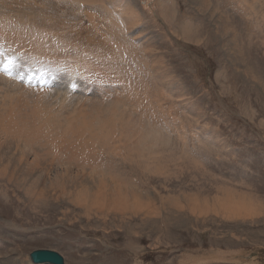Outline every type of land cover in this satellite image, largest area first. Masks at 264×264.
<instances>
[{"label":"rangeland","instance_id":"obj_1","mask_svg":"<svg viewBox=\"0 0 264 264\" xmlns=\"http://www.w3.org/2000/svg\"><path fill=\"white\" fill-rule=\"evenodd\" d=\"M5 1L0 38L67 71L0 74V264H264V0Z\"/></svg>","mask_w":264,"mask_h":264},{"label":"bare ground","instance_id":"obj_2","mask_svg":"<svg viewBox=\"0 0 264 264\" xmlns=\"http://www.w3.org/2000/svg\"><path fill=\"white\" fill-rule=\"evenodd\" d=\"M5 0H0V2H4ZM12 1V0H11ZM21 1V0H20ZM23 1V0H22ZM74 1V0H73ZM255 2H257V0H254ZM5 2H7L8 3V1H5ZM259 2V1H258ZM260 3V2H259ZM264 4V3H263ZM256 5V4H255ZM262 6V5H261ZM257 8V7H256ZM263 9V8H262ZM18 20H19V18H18ZM3 21V20H2ZM5 21V20H4ZM11 22V21H10ZM4 23V22H3ZM20 23V22H19ZM18 23V24H19ZM111 24H113V25H115V22L113 21V20H111ZM13 25V24H12ZM2 26V25H1ZM14 26V25H13ZM16 26V25H15ZM5 26L3 25L1 28H4ZM188 28V27H187ZM9 29V28H8ZM13 29H14V27H13ZM16 29V28H15ZM14 29V30H15ZM186 29V28H185ZM10 30V29H9ZM187 30V29H186ZM17 31V30H16ZM2 32H3V29H2ZM4 33V32H3ZM6 33V32H5ZM12 33V32H11ZM14 34H15V31L13 32ZM20 33V32H19ZM17 34V33H16ZM22 34V33H21ZM36 34V33H35ZM5 34H3V35H1V36H4ZM12 35V34H11ZM13 37L15 36V35H12ZM19 36H21L20 34H19ZM22 36H23V34H22ZM21 36V37H22ZM25 36H23V38H24ZM12 38V37H11ZM19 39H20V37H18ZM18 38H17V40H18ZM235 38V37H234ZM2 39H6V40H8V38H4V37H2ZM12 40H14V39H12ZM20 41V42H19ZM22 41H26V43H27V41H29L28 39H23L22 40V38L20 39V40H18V42L19 43H17L16 42V44L18 45V46H20L21 44V42ZM233 41V40H232ZM7 42V41H6ZM14 42H15V40H14ZM25 43V44H26ZM33 43V42H32ZM31 43V44H32ZM42 43V40H41V42H40V44ZM15 43H13V45H14ZM15 44V45H16ZM20 44V45H19ZM24 43H23V45L24 46H21V47H24V48H26L27 49V47H25L26 45H25ZM28 44V43H27ZM95 45H96V43H94ZM15 45H14V47H15ZM29 46V45H28ZM31 47H33L32 45H31ZM30 47V48H31ZM23 48V50H25ZM30 48H28V50L30 49ZM33 48H35V47H33ZM20 49H22V48H20ZM32 50V49H31ZM35 50V49H34ZM33 50V51H34ZM33 51H30V52H32L33 53ZM83 57V56H82ZM232 58V57H231ZM83 59V58H82ZM81 59V60H82ZM86 61V60H85ZM45 63H46V61H45ZM50 63V62H49ZM84 63V62H83ZM35 64H36V62H35ZM43 64V63H42ZM105 64V63H104ZM104 64H103V67H104ZM101 65H102V63H101ZM69 66V65H68ZM70 67V66H69ZM72 68V67H71ZM105 68V67H104ZM50 71V70H49ZM70 71H71V69H70ZM69 72V71H68ZM76 73V72H75ZM69 74H70V72H69ZM6 80V79H5ZM86 80V79H85ZM88 81V80H87ZM4 83V82H3ZM8 84V83H7ZM11 86V85H10ZM98 86V85H97ZM15 87V86H14ZM9 88V87H8ZM17 88V87H16ZM40 97H38L37 99L38 100H40L39 99ZM36 99V100H37ZM20 100H21V98H20ZM35 100V101H36ZM38 100H37V103H39L38 102ZM43 101H44V98H43ZM21 102V101H20ZM19 102V103H20ZM24 102V101H23ZM40 102H42V101H40ZM45 103V102H44ZM40 104V103H39ZM39 104L37 105V106H39ZM19 106V105H18ZM34 106H35V104H34ZM36 106V107H37ZM33 107V106H32ZM40 107H41V105H40ZM39 107V108H40ZM28 108V107H27ZM35 108V107H34ZM23 109V108H22ZM25 109V108H24ZM38 109V108H37ZM29 110L30 109H28V111H26V112H29ZM35 110V109H34ZM30 111H32V110H30ZM37 112H39V110L37 111ZM17 113V112H16ZM21 113V112H20ZM30 113V112H29ZM22 115H23V112L21 113ZM34 114H36V113H34ZM39 114V113H38ZM20 114H18V116H19ZM24 116H25V114H24ZM28 116V115H27ZM36 116H37V114H36ZM35 117V116H34ZM38 117V116H37ZM36 118V117H35ZM39 118V117H38ZM16 118H14V120H15ZM20 119V118H19ZM21 120V119H20ZM18 123H19V121H17ZM14 123H16V122H14ZM13 124V123H12ZM17 124V123H16ZM73 128V127H72ZM69 140V139H68ZM67 140V141H68ZM71 140V139H70ZM70 145V144H69ZM65 148V147H64ZM52 158V157H51ZM66 178V177H65ZM62 179V180H61ZM65 179H63V178H60L58 181H64ZM61 183V182H60ZM65 183V182H64ZM58 185H59V183H58ZM60 186V185H59ZM30 188H31V190L32 191H35V192H37V190H36V185L34 184V185H31V186H29ZM82 187V186H81ZM82 190H83V188H81ZM64 190V192L66 191V189H63ZM230 190V189H229ZM114 192V191H113ZM229 192V191H228ZM77 193H79V192H77ZM114 193H116V192H114ZM224 193H227V191H225ZM35 194V193H34ZM41 194L42 193H39V197H38V199L39 198H41ZM83 194L84 195H86L85 193H81V194H78L77 195V197L76 198H78V199H81V200H84L85 198H87V196H83ZM94 194V193H93ZM43 195V194H42ZM227 195H229V194H227ZM113 196V195H112ZM117 196L118 197H113L112 199H111V204H113V207L114 206H120V207H122V206H125V203H126V199H123L121 196H119L118 195V193H117ZM241 196V195H240ZM229 198H227V199H224V201H222V208L225 210V212H227L228 214H242L243 212H247L248 210H249V208H250V198H244V197H242L243 198V200H242V198L240 197V200H236V199H234L235 198V196H228ZM249 197V196H248ZM75 198V197H74ZM87 200V199H86ZM169 200H171V198H169ZM168 200V201H169ZM235 200V201H234ZM171 201H173V200H171ZM175 201V200H174ZM246 201H248V202H246ZM78 202H80V201H77V203ZM86 202V201H85ZM135 202H139V210L140 211H142V210H144V208L143 207H145L146 209H148L149 208V203H147L146 201H144V202H141L140 200H135ZM177 202V201H176ZM81 203V202H80ZM101 203V202H100ZM167 203H169V202H167ZM193 203V202H192ZM87 204H88V201H87ZM91 204H95V206H97L98 207V205H99V202H98V200H96V201H92V203ZM110 204V205H111ZM174 204V203H173ZM172 204V205H173ZM94 206V205H93ZM100 206V205H99ZM177 206H178V203H177ZM195 206V205H194ZM88 207V206H87ZM127 207V206H126ZM109 209H112L111 207L109 208ZM150 209V208H149ZM193 209H195V208H193ZM250 209H254V208H250ZM119 210V209H118ZM239 218V217H238ZM221 254H212L208 259L207 258H205V259H201V261H203V262H209V261H217V262H220V261H232V260H234V256H232V255H225V256H220ZM224 255V254H223ZM198 261V260H197ZM3 264V263H2Z\"/></svg>","mask_w":264,"mask_h":264},{"label":"water","instance_id":"obj_3","mask_svg":"<svg viewBox=\"0 0 264 264\" xmlns=\"http://www.w3.org/2000/svg\"><path fill=\"white\" fill-rule=\"evenodd\" d=\"M258 256H261L264 260V251L259 252ZM29 258L32 264H65L64 258L52 250L40 249L33 251Z\"/></svg>","mask_w":264,"mask_h":264},{"label":"snow or ice","instance_id":"obj_4","mask_svg":"<svg viewBox=\"0 0 264 264\" xmlns=\"http://www.w3.org/2000/svg\"><path fill=\"white\" fill-rule=\"evenodd\" d=\"M0 57H5L4 62L2 64V70L7 74L9 78L13 76V69L19 67L18 64V58L15 55L11 56H5V53L3 50H0ZM34 78L32 74H29L27 77L23 74H19V79L25 80L27 79L29 83H31V80ZM41 79H43V73H41ZM70 87L75 90L77 85L75 83H72Z\"/></svg>","mask_w":264,"mask_h":264}]
</instances>
